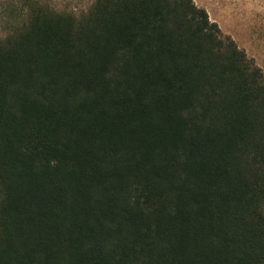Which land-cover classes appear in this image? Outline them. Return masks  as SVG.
<instances>
[{
	"label": "trees",
	"instance_id": "obj_1",
	"mask_svg": "<svg viewBox=\"0 0 264 264\" xmlns=\"http://www.w3.org/2000/svg\"><path fill=\"white\" fill-rule=\"evenodd\" d=\"M60 1L0 0V264H264L262 69L194 0Z\"/></svg>",
	"mask_w": 264,
	"mask_h": 264
},
{
	"label": "rangeland",
	"instance_id": "obj_2",
	"mask_svg": "<svg viewBox=\"0 0 264 264\" xmlns=\"http://www.w3.org/2000/svg\"><path fill=\"white\" fill-rule=\"evenodd\" d=\"M76 8L79 0H66ZM264 73V0H194ZM60 3H64L63 0ZM2 31H0V36Z\"/></svg>",
	"mask_w": 264,
	"mask_h": 264
}]
</instances>
